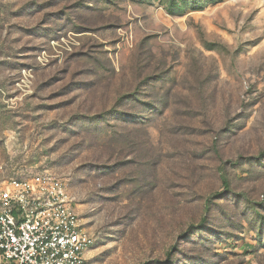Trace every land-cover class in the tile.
<instances>
[{"label": "rangeland", "instance_id": "1", "mask_svg": "<svg viewBox=\"0 0 264 264\" xmlns=\"http://www.w3.org/2000/svg\"><path fill=\"white\" fill-rule=\"evenodd\" d=\"M42 173L89 264H264V0H0V182Z\"/></svg>", "mask_w": 264, "mask_h": 264}, {"label": "built area", "instance_id": "2", "mask_svg": "<svg viewBox=\"0 0 264 264\" xmlns=\"http://www.w3.org/2000/svg\"><path fill=\"white\" fill-rule=\"evenodd\" d=\"M94 244L56 176L0 182V264H89Z\"/></svg>", "mask_w": 264, "mask_h": 264}]
</instances>
